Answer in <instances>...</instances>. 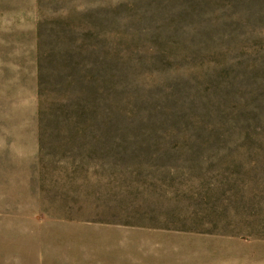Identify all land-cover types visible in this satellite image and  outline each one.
Here are the masks:
<instances>
[{
  "label": "rangeland",
  "instance_id": "374dc122",
  "mask_svg": "<svg viewBox=\"0 0 264 264\" xmlns=\"http://www.w3.org/2000/svg\"><path fill=\"white\" fill-rule=\"evenodd\" d=\"M0 264H264V0H0Z\"/></svg>",
  "mask_w": 264,
  "mask_h": 264
},
{
  "label": "trees",
  "instance_id": "16d2710c",
  "mask_svg": "<svg viewBox=\"0 0 264 264\" xmlns=\"http://www.w3.org/2000/svg\"><path fill=\"white\" fill-rule=\"evenodd\" d=\"M40 77H41V75H40Z\"/></svg>",
  "mask_w": 264,
  "mask_h": 264
}]
</instances>
